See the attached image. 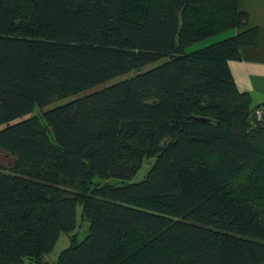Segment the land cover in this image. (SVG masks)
Wrapping results in <instances>:
<instances>
[{"label": "trees", "instance_id": "16d2710c", "mask_svg": "<svg viewBox=\"0 0 264 264\" xmlns=\"http://www.w3.org/2000/svg\"><path fill=\"white\" fill-rule=\"evenodd\" d=\"M246 22L239 0H0V264H264V104L228 66L258 29L187 51Z\"/></svg>", "mask_w": 264, "mask_h": 264}, {"label": "crops", "instance_id": "0c3cea01", "mask_svg": "<svg viewBox=\"0 0 264 264\" xmlns=\"http://www.w3.org/2000/svg\"><path fill=\"white\" fill-rule=\"evenodd\" d=\"M239 9L246 13L247 22L233 29L232 35L255 27L258 41L253 47H241L239 58L229 60L228 66L238 90L249 93L254 105L264 104V0H239Z\"/></svg>", "mask_w": 264, "mask_h": 264}, {"label": "rangeland", "instance_id": "374dc122", "mask_svg": "<svg viewBox=\"0 0 264 264\" xmlns=\"http://www.w3.org/2000/svg\"><path fill=\"white\" fill-rule=\"evenodd\" d=\"M232 34H233L232 30H229V31H226V32L221 33V34H219V35H216V36L210 37V38H208L207 40H204V41L198 42V43H196V44L190 46V47L188 48L187 51H194V50L200 49V48H202V47L208 46V45L213 44V43H215V42H217V41H220V40H222V39H225V38L231 36ZM156 64H157V63H156ZM131 75H133V73H132V74H129V75H126L125 77L117 78V79H115V80L120 81V80L125 79L126 77L131 76ZM115 80H113V81H115ZM64 101H65V100H60L59 102L55 103L54 105H56V104H61V103H63ZM145 169H146L145 166H143V167L141 168V170H140L139 173H138V177L141 176L142 173H144ZM78 214H79V210H78ZM86 229H87V227H86L84 221H82V223H81V228H80V230H79V236H83V235L85 234V232H86ZM66 245H67L66 236H64V237L62 236V237L58 240L57 244L55 245L54 250H53V254H54V255L57 254V252L60 251V250H61L63 247H65ZM51 256H52V255H51ZM24 264H30V263H29L28 260H25Z\"/></svg>", "mask_w": 264, "mask_h": 264}, {"label": "built area", "instance_id": "2783aa9c", "mask_svg": "<svg viewBox=\"0 0 264 264\" xmlns=\"http://www.w3.org/2000/svg\"><path fill=\"white\" fill-rule=\"evenodd\" d=\"M259 113H260V112H258V115H260Z\"/></svg>", "mask_w": 264, "mask_h": 264}]
</instances>
